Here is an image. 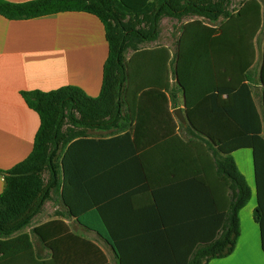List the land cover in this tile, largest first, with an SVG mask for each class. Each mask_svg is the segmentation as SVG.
<instances>
[{"label":"trees","instance_id":"1","mask_svg":"<svg viewBox=\"0 0 264 264\" xmlns=\"http://www.w3.org/2000/svg\"><path fill=\"white\" fill-rule=\"evenodd\" d=\"M231 2L32 0L13 3L0 0V16L10 21H25L67 12L94 15L104 25L109 44L98 97H90L74 86L49 92H21L28 107L38 114L41 124L31 154L12 169L0 170L5 182V189L0 194V264H46L43 251L36 246L32 237L41 243L42 249L47 250L55 261L65 255L79 254L77 246L68 249L69 241L84 242L92 247V251L102 254L94 244L75 236L61 220L44 223L33 229L32 233L26 230L32 226L34 218L43 211L53 194H61V200L69 205V193L78 192L85 178L126 172L127 168L117 166L114 162L111 164L109 159L82 163L75 160L74 150L77 145H89L90 149L98 151L110 145L119 147L135 144L137 135L132 133L137 132L146 116L141 115L138 106V102L144 99L143 95L131 93L130 90L137 80H143L151 84L144 90L156 91L162 86L158 80L159 73H164L163 88L169 96L161 92L157 94L165 100L167 111L170 102L176 110L179 93L183 94L184 105L189 111L205 98H210L212 113L224 114L243 132V135L224 142L213 141L186 122L181 124L186 134L175 135L174 140L187 149L185 154L197 148V151L200 149V157L203 151L208 155L209 161L199 160L197 175H216L226 194L223 226L215 228L211 237L191 255L190 261L176 264H208L212 259L228 257L234 251L240 236L239 213L252 197V190L234 157L241 150H251L253 155L258 194V206L253 216L260 226L264 249V136L262 117L255 105L252 90L256 84V75L252 70L257 59L255 40L264 29V5L261 0H243L237 9L230 10ZM164 18H174L179 22L190 18L181 25L178 34H172L175 39L173 55L166 46L150 47L161 36ZM129 51L134 54L127 60ZM140 57L149 61L142 79L133 66ZM171 79L175 81L173 88ZM224 95L232 97L231 106L218 105V97ZM168 113L176 130L178 125L172 120L170 108ZM120 120L128 124L121 126ZM126 126L134 127V132L129 131L113 139H90L86 131L112 129L115 133ZM184 163L186 171H181L189 175V164ZM137 169L144 175L153 172ZM176 172L170 173L176 176ZM199 184L202 186L203 182ZM205 186L201 196L208 198V195L213 194V185L210 189L206 183ZM207 202L209 208L213 207L212 204L217 206L216 202ZM203 225L199 224V228ZM165 243L166 233H162L156 241H152V246H159L151 248V253L158 252ZM110 244L121 260V248L113 242Z\"/></svg>","mask_w":264,"mask_h":264},{"label":"crops","instance_id":"2","mask_svg":"<svg viewBox=\"0 0 264 264\" xmlns=\"http://www.w3.org/2000/svg\"><path fill=\"white\" fill-rule=\"evenodd\" d=\"M6 1L22 3L32 0ZM174 40L171 36L161 44L169 48L172 55L175 53ZM255 43L257 59L252 70L256 84L252 90L262 117L264 136V29ZM154 46L157 45H150ZM133 54L129 51L127 60ZM108 55L104 25L94 15L67 12L25 21H10L0 16V170L12 169L31 154L40 128L38 114L28 107L21 92H49L74 86L90 97H98ZM147 60L140 57L133 64L141 79L149 66ZM158 80L162 86L151 92L144 90L151 84L143 80L132 85L131 93H140L144 97L138 106L141 115L146 116L136 133L134 127L128 126L115 133L112 129L86 130L90 139H113L133 131L132 134L137 135L135 144L110 145L98 151L90 149L89 145H77L74 150L75 160L82 163L109 159L111 164L114 162L127 168L126 172L85 178L78 192L69 193V205L61 200V194H53L26 230L32 233L44 223L61 220L75 236L91 242L102 254L92 251V247L84 242L69 241L68 249L77 246L79 254L65 255L55 261L32 237L43 251L46 264L185 263L211 237L218 225L223 226L226 213L223 184L216 175H197L199 160L209 161L204 151L201 157L197 148L189 151L193 154H185L188 151L184 145L174 140L175 135L186 132L181 129L182 123L174 115L175 109L170 102L168 111L170 108L172 120L178 125L176 130L173 128L165 100L157 94L161 92L169 96L163 88L164 73H159ZM174 86L175 81L171 79V88ZM177 99L176 109H182L186 121L213 141L224 142L243 135L242 130L224 114L212 113L210 98H205L191 111L184 105L183 94L179 93ZM232 104L231 96L218 97L220 107ZM124 123L119 121L121 126ZM234 157L252 190V197L239 213L240 236L234 251L228 257L212 259L208 264H264L262 232L253 216L258 206V194L252 151L241 150ZM184 162L189 164V175L182 173L186 171ZM137 168L153 172L144 175ZM171 171H177V175L173 176ZM199 182L203 185L200 186ZM205 183L209 189L213 185V194L208 198L201 196ZM4 189V177L0 174V194ZM207 201L216 202L218 207L212 204L213 207L209 208ZM199 224L204 225L199 228ZM162 233H166V243L152 254L151 248L159 246H152V241ZM110 242L121 248V260Z\"/></svg>","mask_w":264,"mask_h":264},{"label":"rangeland","instance_id":"3","mask_svg":"<svg viewBox=\"0 0 264 264\" xmlns=\"http://www.w3.org/2000/svg\"><path fill=\"white\" fill-rule=\"evenodd\" d=\"M264 5V0H261ZM243 0H232L231 6L229 7L230 10L237 9ZM190 18H185L182 22H179L177 19L174 18H164L161 22V36L157 42H154L152 45H161L167 42V39L172 36L173 33L178 34L181 25L185 22L189 21ZM171 39V38H170ZM47 177V175H46Z\"/></svg>","mask_w":264,"mask_h":264},{"label":"water","instance_id":"4","mask_svg":"<svg viewBox=\"0 0 264 264\" xmlns=\"http://www.w3.org/2000/svg\"><path fill=\"white\" fill-rule=\"evenodd\" d=\"M174 115L182 124H185L187 122L182 109H176L174 111Z\"/></svg>","mask_w":264,"mask_h":264}]
</instances>
